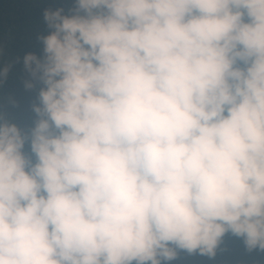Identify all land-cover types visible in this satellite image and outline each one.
<instances>
[{
  "label": "clouds",
  "instance_id": "clouds-1",
  "mask_svg": "<svg viewBox=\"0 0 264 264\" xmlns=\"http://www.w3.org/2000/svg\"><path fill=\"white\" fill-rule=\"evenodd\" d=\"M39 23L35 119L0 116V264L214 259L226 234L264 253V0H73Z\"/></svg>",
  "mask_w": 264,
  "mask_h": 264
},
{
  "label": "trees",
  "instance_id": "trees-1",
  "mask_svg": "<svg viewBox=\"0 0 264 264\" xmlns=\"http://www.w3.org/2000/svg\"><path fill=\"white\" fill-rule=\"evenodd\" d=\"M72 3L73 0H0V69L12 64L7 80L0 82V116L22 130L30 128L35 119L31 105L37 102L39 88L37 84L36 88L25 90L24 81L29 76L22 58L29 52L40 55L41 46L35 37L48 31L39 23L43 10L60 7L67 12ZM170 264H264V253L247 252L238 238L226 234L214 259L179 252Z\"/></svg>",
  "mask_w": 264,
  "mask_h": 264
}]
</instances>
